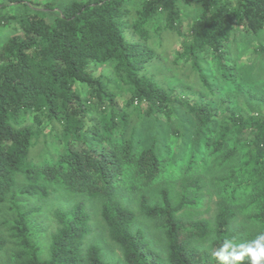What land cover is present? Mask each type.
Segmentation results:
<instances>
[{
  "label": "trees",
  "instance_id": "obj_1",
  "mask_svg": "<svg viewBox=\"0 0 264 264\" xmlns=\"http://www.w3.org/2000/svg\"><path fill=\"white\" fill-rule=\"evenodd\" d=\"M260 233L264 0H0V264H221Z\"/></svg>",
  "mask_w": 264,
  "mask_h": 264
},
{
  "label": "rangeland",
  "instance_id": "obj_2",
  "mask_svg": "<svg viewBox=\"0 0 264 264\" xmlns=\"http://www.w3.org/2000/svg\"><path fill=\"white\" fill-rule=\"evenodd\" d=\"M68 1V0H67ZM9 32V31H6ZM48 149L53 150L56 148V142L54 140H49L48 142ZM84 200H86V203H88L89 205V211L91 213V217L92 219L97 222L100 218H99V210L98 208H96L95 206H92V204L89 202L88 199L83 198ZM126 197L123 196V200H125ZM79 200V197L77 196H73L70 195L62 190H59L57 192H52L50 194V198L47 200H44L41 204H43V209L38 211L37 213L34 214V218L38 219L39 221H41V230H45L47 231V233H49L50 231H52L55 227V223L54 220L51 216V211L56 208V207H60V208H68L70 207L73 202ZM33 205V204H32ZM134 206V205H133ZM135 208V207H134ZM136 211V210H135ZM212 213V211L209 212V210L204 213L203 215L206 217H209L210 214ZM136 225L138 227H141L144 229L145 233H147L148 237L150 238V240L152 241H157L156 238H158V234L157 236H152V234H156L157 230H152L151 229V224L148 220L145 219V217H143V215H140L138 212H136ZM41 236V235H40ZM91 241H94L98 247L101 249L102 255L109 259V260H121V252L118 248V246H116L115 243L111 242L108 237L105 234V231L101 230V228L99 226H94V234L90 239ZM38 241L40 242V244L42 246H46V237L42 236L38 238ZM157 243V242H155ZM155 245V244H154ZM1 259H4L6 257L5 253H2L0 255Z\"/></svg>",
  "mask_w": 264,
  "mask_h": 264
},
{
  "label": "clouds",
  "instance_id": "obj_3",
  "mask_svg": "<svg viewBox=\"0 0 264 264\" xmlns=\"http://www.w3.org/2000/svg\"><path fill=\"white\" fill-rule=\"evenodd\" d=\"M214 239L213 235L208 244L211 245ZM214 255L221 264H238V262L242 264L245 258L249 264H264V233L242 243H236L233 239L226 238Z\"/></svg>",
  "mask_w": 264,
  "mask_h": 264
}]
</instances>
